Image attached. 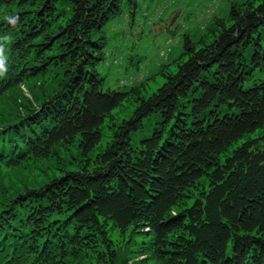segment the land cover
I'll return each instance as SVG.
<instances>
[{
	"label": "trees",
	"instance_id": "obj_1",
	"mask_svg": "<svg viewBox=\"0 0 264 264\" xmlns=\"http://www.w3.org/2000/svg\"><path fill=\"white\" fill-rule=\"evenodd\" d=\"M125 1L134 6L0 0L12 10L0 19V95L49 71L56 79L23 114L0 120V165L76 151L73 170L60 165L1 201L0 264H66L89 253L126 264L113 229L148 237L139 251L152 264H264V150L249 137L264 126V80L243 85L247 55L251 66L264 59V0L231 5L198 48L184 42V60L146 97L141 87L102 88L95 68L102 26ZM129 98L131 114L113 123ZM154 113L150 135L132 146ZM104 123L110 139L89 157Z\"/></svg>",
	"mask_w": 264,
	"mask_h": 264
},
{
	"label": "rangeland",
	"instance_id": "obj_2",
	"mask_svg": "<svg viewBox=\"0 0 264 264\" xmlns=\"http://www.w3.org/2000/svg\"><path fill=\"white\" fill-rule=\"evenodd\" d=\"M245 1L247 0H134V6L128 1L122 2L116 14L102 26L103 40L99 44L101 58L95 65L102 79V88L120 89L130 85L141 87L143 97L150 95L163 84V74L173 72L176 65L184 60V42L197 48L202 44L201 41L208 42L210 29L215 21L227 23L230 6L243 4ZM58 7L61 10L64 4H59ZM11 11L10 8L0 7V19ZM261 46L264 49L262 41ZM0 55H6L5 49ZM247 59L249 74L245 75L244 86L252 81L264 80V59L253 66L249 64V55ZM52 73L53 71H49L24 80L1 94L0 120L3 117L17 118L23 114L25 106H29L34 100L43 99L45 93L49 94L56 85V79L51 77ZM134 105L135 102L129 98L113 109L112 122L118 124L127 119ZM33 107L35 110V106ZM158 118L156 113L145 117L142 127L131 134L130 144L137 145L139 138L149 136ZM112 129L107 123L101 126L100 140L90 151L89 157L104 148ZM249 137H260L264 150V126ZM57 152L58 159L26 160L16 168L0 165V207L2 200L24 186L40 184L51 175L57 176L60 165L73 170L72 157L76 155L74 146L59 148ZM108 237L119 260L126 264L154 263L149 252L139 251L148 237L128 231L121 234L114 229L108 231ZM89 254L87 257L68 260L66 264H98L94 254Z\"/></svg>",
	"mask_w": 264,
	"mask_h": 264
}]
</instances>
